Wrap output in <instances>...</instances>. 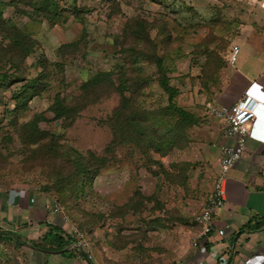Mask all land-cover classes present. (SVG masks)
<instances>
[{
  "label": "rangeland",
  "instance_id": "1",
  "mask_svg": "<svg viewBox=\"0 0 264 264\" xmlns=\"http://www.w3.org/2000/svg\"><path fill=\"white\" fill-rule=\"evenodd\" d=\"M251 1L0 0V186L45 193L105 264L186 256ZM7 239L0 264H41Z\"/></svg>",
  "mask_w": 264,
  "mask_h": 264
},
{
  "label": "crops",
  "instance_id": "2",
  "mask_svg": "<svg viewBox=\"0 0 264 264\" xmlns=\"http://www.w3.org/2000/svg\"><path fill=\"white\" fill-rule=\"evenodd\" d=\"M251 2L255 13L233 39L220 74L215 101V107H229L245 95L259 101L245 151L239 164L228 174L224 205L213 217L215 230H224L227 236L220 238L215 232L195 248L190 241L187 255L173 264H264V0ZM234 45L238 52L230 63ZM213 119L216 143L212 144L211 154L208 153L212 157L211 167L205 169L209 181L208 185L202 186L205 191L198 202V210L193 212L194 217L200 211L217 172L218 146L223 141L222 125ZM49 202L48 196L36 187L0 186V233L13 235L17 241L23 238L33 257L41 264H105L92 252L79 250L72 240L67 241L69 229L62 230L63 216L52 213L55 205ZM54 232L61 238V246L51 238ZM197 232L195 224L191 240Z\"/></svg>",
  "mask_w": 264,
  "mask_h": 264
},
{
  "label": "built area",
  "instance_id": "3",
  "mask_svg": "<svg viewBox=\"0 0 264 264\" xmlns=\"http://www.w3.org/2000/svg\"><path fill=\"white\" fill-rule=\"evenodd\" d=\"M237 52L238 47L235 45L232 46L230 63L234 61ZM258 107L259 102L249 95L243 96L229 107L210 106L212 116L220 121L222 125L221 139L223 141L218 146L219 159L215 179L200 211L194 217V222L198 227V232L191 240V246L194 248L200 244L201 240L209 238L215 232L220 238H225L227 236L226 231L219 229L215 230L213 217L224 205L228 174L241 160V156L245 151L248 131L251 124L256 119ZM51 211L54 214H61L60 208L56 206H54ZM63 220L65 222L67 221L64 216ZM66 237L72 240L74 247L79 250H84V248L87 247V243L82 234L73 226L69 227ZM87 252H89V250Z\"/></svg>",
  "mask_w": 264,
  "mask_h": 264
},
{
  "label": "trees",
  "instance_id": "4",
  "mask_svg": "<svg viewBox=\"0 0 264 264\" xmlns=\"http://www.w3.org/2000/svg\"><path fill=\"white\" fill-rule=\"evenodd\" d=\"M164 91L168 94V98H169V101H170V105H171V107H172L173 109H175L181 117L184 118V117H185V113H184L181 109L176 108L175 105L172 103V100H173L174 97H175V91H174V89L168 84L167 81H165V83H164ZM7 235H9V234L0 233V236H6V237L8 238L7 240H9V241H11L12 239L15 240V243H16L18 246L22 245V244H20L19 241H17V239H15V238H12V239H11V237L9 238L10 235H9V236H7ZM56 237H57V232H54V233H53V236H52L51 238L53 239L54 242H57V245L61 246V244H62V242H61V240H60L61 238L59 239L58 237H57V238H56ZM67 241H69V238H67ZM17 242H19V243H17Z\"/></svg>",
  "mask_w": 264,
  "mask_h": 264
},
{
  "label": "clouds",
  "instance_id": "5",
  "mask_svg": "<svg viewBox=\"0 0 264 264\" xmlns=\"http://www.w3.org/2000/svg\"><path fill=\"white\" fill-rule=\"evenodd\" d=\"M251 97H253V96H251ZM254 98V97H253ZM256 99V98H255ZM257 100V99H256ZM258 101V100H257ZM259 102V101H258Z\"/></svg>",
  "mask_w": 264,
  "mask_h": 264
}]
</instances>
